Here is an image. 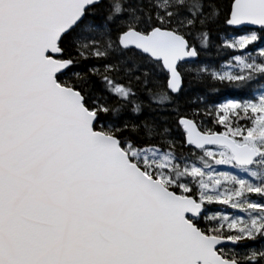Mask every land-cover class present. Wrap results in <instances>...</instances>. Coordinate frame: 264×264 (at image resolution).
I'll list each match as a JSON object with an SVG mask.
<instances>
[{
	"label": "snow or ice",
	"instance_id": "obj_1",
	"mask_svg": "<svg viewBox=\"0 0 264 264\" xmlns=\"http://www.w3.org/2000/svg\"><path fill=\"white\" fill-rule=\"evenodd\" d=\"M0 264H264V0H0Z\"/></svg>",
	"mask_w": 264,
	"mask_h": 264
}]
</instances>
